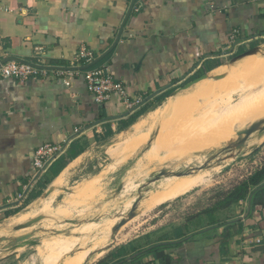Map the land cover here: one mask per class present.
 I'll return each mask as SVG.
<instances>
[{
    "label": "crops",
    "instance_id": "crops-1",
    "mask_svg": "<svg viewBox=\"0 0 264 264\" xmlns=\"http://www.w3.org/2000/svg\"><path fill=\"white\" fill-rule=\"evenodd\" d=\"M130 1L0 0V60L16 55L46 65L74 66L81 46L90 48L96 58L117 39ZM263 45L264 0H137L115 47L95 65H106L124 83L130 100L140 98L143 104L131 108L117 95L97 103L80 70L44 69L26 79L0 77V217L22 205L51 174L49 169L41 176L35 173L33 156L41 144H60L65 152L79 141L84 150L78 156L90 147H102L143 119L122 128L123 121L142 106L167 92L172 95L203 68L212 73L229 55ZM66 80L71 85H65ZM118 144L110 151L116 152ZM77 160L62 170L59 182ZM50 188L52 195L44 199L42 195L28 206L41 201L32 215L53 211L41 219H60L69 212V203L82 204L78 197L88 193L76 189L59 201L56 186ZM251 201L252 194L211 217L203 213L209 205L186 218L176 227L179 237L173 231L162 240L172 243L165 249L167 264H264V202ZM28 208L3 224L24 221ZM129 247L110 250L96 264H163L153 253L141 255L144 251Z\"/></svg>",
    "mask_w": 264,
    "mask_h": 264
},
{
    "label": "rangeland",
    "instance_id": "rangeland-1",
    "mask_svg": "<svg viewBox=\"0 0 264 264\" xmlns=\"http://www.w3.org/2000/svg\"><path fill=\"white\" fill-rule=\"evenodd\" d=\"M260 52L264 55V45ZM232 57L233 55L226 57V63L216 67L208 78L172 95L192 92L207 86L210 91L215 90L213 93L218 97L223 95L222 92L226 89H235L242 77L232 76L230 82L224 84L219 80L215 82L217 73L220 74V71L230 67ZM205 72L207 68L199 71L200 74ZM238 72L240 71H236V74ZM188 81L179 84L174 91ZM213 93H210L212 97ZM211 96L207 100H210ZM257 97L235 89L217 102L218 110L222 112L231 105ZM168 99L169 96L159 101L156 99L149 104L151 110L139 117L147 121L146 138L134 154L124 161L119 162L121 156L114 154V151L111 153L110 149L116 148L118 143L117 151L125 148V144L120 145V142L130 133H133V137L144 134V130L137 132L133 128L138 120L123 133L117 134L108 144L90 147L86 153L78 156V160L65 171L66 175L64 174V178L62 176L61 182L57 179L60 174L55 178L50 173L46 174L42 179L46 184L38 189L39 182L35 188L42 192L39 197L25 200L10 216L2 215L0 238L9 239L30 234V238H37L39 241L35 245L18 247L14 252L3 248L9 244L8 239L0 242V264H96L106 259L110 250L123 245H130V250L144 251L141 255H147L156 243H162V240L172 235L176 227L184 225L186 218H190L205 206L213 205L219 196H223L251 172L264 165V133L255 141L256 132L248 137L241 150H227V141L218 139L206 146L200 154L189 155L187 158L151 157L148 152L152 149L153 138L160 129L154 124ZM205 162H208L206 167L188 175L175 178L162 176L156 183H152V179L162 168L181 171L200 167ZM123 184L122 190L117 193L118 186ZM132 184L142 185L132 187ZM52 185L57 188L55 191L59 201L63 200L65 194L76 189H86L88 193L78 197L84 200L82 204L69 203V212L62 218H42L35 224L16 231L14 226L36 217V214L32 215L33 209L41 201H36L29 208L28 206L45 195ZM149 188L152 192L147 200H143L145 191ZM138 192H141V199L137 204V214L112 234L113 227L128 214L137 200H133V196ZM27 208L24 221L3 224L7 217L18 215ZM11 228L15 232L6 233Z\"/></svg>",
    "mask_w": 264,
    "mask_h": 264
},
{
    "label": "bare ground",
    "instance_id": "bare-ground-1",
    "mask_svg": "<svg viewBox=\"0 0 264 264\" xmlns=\"http://www.w3.org/2000/svg\"><path fill=\"white\" fill-rule=\"evenodd\" d=\"M263 58V54L258 50L256 53L248 55L247 58L232 63L228 69L216 75L218 78L215 77V82L219 80V82L223 84L229 83L232 76L242 77L238 82V87L235 89L237 91L247 92V94L250 95L258 96L251 101H243L231 105L227 107L225 111L219 112L217 102L230 95L235 89H226L222 92L224 94L218 97L213 93L215 90L210 91V88H203L199 92L179 93L178 95L169 96L161 114L157 117L154 124L155 127L159 126L160 129L153 138L151 144L152 149L148 152L149 155L151 157L168 156L171 158H187L192 155H198L206 146L218 139H224L230 144L237 139L238 131L247 128L257 120L263 119L264 93L259 92L264 91V60L259 63H250L244 66L246 62ZM238 70L240 72L236 74ZM211 92L213 93V97L210 95ZM209 96L212 98L207 100ZM146 124L147 121L144 119L137 121L134 124V130L137 132H142L144 130V134L133 137V133L129 132L130 134L121 141L126 147L118 152L114 151V154L116 153V155L119 154V156H121L118 159L119 162L134 154L135 150L141 145L147 135ZM260 137L261 136H259L256 131L254 140L257 141ZM110 152L112 153L113 151ZM164 176L167 178L179 177L172 174ZM158 180L152 181V183H156ZM144 183L145 181L143 184ZM141 185L142 184H132V187H140ZM51 190V193H53L54 189L51 188ZM151 192L152 190L150 188L145 191L146 196L143 200H147ZM49 195H44L43 199L47 198ZM140 196L141 192L133 196V200L137 199L135 201L137 204L141 199ZM68 198L71 199L70 197ZM59 211L60 210H57V212ZM52 213L53 211L48 213H46V210L39 211L41 217L50 216ZM13 232L15 231L11 228L6 233L10 234Z\"/></svg>",
    "mask_w": 264,
    "mask_h": 264
},
{
    "label": "built area",
    "instance_id": "built-area-1",
    "mask_svg": "<svg viewBox=\"0 0 264 264\" xmlns=\"http://www.w3.org/2000/svg\"><path fill=\"white\" fill-rule=\"evenodd\" d=\"M95 58L94 52L86 46H81L76 53L73 65L81 66L91 62ZM39 64H43L38 62ZM44 69L34 67L30 64L21 63L15 60L8 61L0 67L1 78L26 79L37 75ZM87 90L91 93L97 103H103L112 95H117L131 108L134 105H141L144 101L140 98L131 99L128 95L124 83L116 79L106 65H93L87 69L80 70ZM65 85H71L70 80L65 81ZM64 152V147L55 143H44L36 148L33 156V166L35 173L41 176L49 169L51 164ZM257 242L261 239L257 238Z\"/></svg>",
    "mask_w": 264,
    "mask_h": 264
},
{
    "label": "water",
    "instance_id": "water-1",
    "mask_svg": "<svg viewBox=\"0 0 264 264\" xmlns=\"http://www.w3.org/2000/svg\"><path fill=\"white\" fill-rule=\"evenodd\" d=\"M137 0H131L129 7L126 11V14L124 16V19L122 21V24L120 26L118 35H117V39L115 40V42L112 44V46H110L107 50H105L101 55L97 56L95 59H93L91 62L81 65V66H59V65H46V64H39L36 62H32L29 61L27 59L21 58L19 56L16 55H9V56H5L0 60V67L2 64L11 61V60H15L21 63H26V64H30L34 67L40 68V69H59V70H84L87 69L97 63H99L101 60H103L108 53H110L112 51V49L115 47L116 43L118 42V40L120 39L121 35H122V31L127 23V20L130 17V14L132 12V9L134 8V5L136 3ZM258 50H260L259 46H255L253 48H250L249 50H246L238 55H236L235 57H233L230 62H235L237 60H239L240 58H243L245 56L251 55L256 53ZM210 76V73H204L199 75L198 77L188 81L187 83H185L183 86L177 88L175 91L172 92V94H176L179 91L183 90V89H187L189 87H191L193 84H195L196 82L208 78ZM213 77V76H212ZM218 78V77H216ZM258 132L259 136H262L264 133V118L257 120L255 122H253L252 124H250L247 128L240 130L237 132L238 138L231 142L228 146L225 147V149L227 150H241L244 145L246 140L248 139V137L254 133V132ZM208 164V162H205L204 164H202V166L200 167H196V168H186L184 170L181 171H175L172 172L171 170H168L166 168H162L160 169L157 174L154 176V178L152 179V181H156L158 179H160L162 176L164 175H176V176H183V175H188L190 173H192V171L198 170L199 168L202 169L204 167H206ZM38 176V175H37ZM124 184L123 185H119L117 188V193L119 191L122 190ZM30 187V186H29ZM29 189V188H28ZM67 190V189H66ZM52 192L51 188L49 187L46 192L45 195H49ZM27 193V192H26ZM136 206H137V202H135V204L131 207L130 211L128 212V214H126V216L124 218H122L114 227L112 230V234H114L116 231H118L128 220H130L131 218H133L136 215ZM41 219L40 216L29 220L28 222L18 225L16 226L14 229L15 230H19V229H23L26 227H29L33 224H35L36 222H38ZM31 235L30 234H25V235H20L17 237H13V238H7V237H1L0 238V242L4 241V240H9V244H7L6 246H3V248L7 251H11L14 252L18 247H22L25 245H35L38 243V239L37 238H30Z\"/></svg>",
    "mask_w": 264,
    "mask_h": 264
},
{
    "label": "trees",
    "instance_id": "trees-1",
    "mask_svg": "<svg viewBox=\"0 0 264 264\" xmlns=\"http://www.w3.org/2000/svg\"><path fill=\"white\" fill-rule=\"evenodd\" d=\"M168 95L169 92L159 96L158 101L164 99ZM150 108L151 107L149 105H144L140 109L136 110L133 114L130 115L129 118L123 121L122 128L134 123L143 113L149 111ZM83 150L84 149L81 148L79 141L72 142L69 145L68 149L59 158H57L49 167V171L51 172L52 176H58L62 172V170L67 166V164L70 161L74 160L76 157H78V155H80ZM263 182L264 165L252 172L247 178L239 182L231 190L227 191L223 196H219V199L213 205L206 208L203 213H209V216L211 217L213 212L219 209H230L232 206L238 204L241 200L246 199L250 194H252L251 202L253 205L262 204L264 202V186H261L259 188L258 186H260ZM45 184V182L43 183V181H41L39 186H44ZM41 193V191L33 189L28 194L26 200L30 197L35 199L39 197ZM6 213L10 215L11 213H13V210H9ZM174 232L175 235L179 237L181 230L179 228H176ZM171 245L172 243L167 242L158 243L157 245L151 248L148 254L153 253L156 259H159L163 264H167L169 261V255L165 253V249L169 248V246Z\"/></svg>",
    "mask_w": 264,
    "mask_h": 264
},
{
    "label": "flooded vegetation",
    "instance_id": "flooded-vegetation-1",
    "mask_svg": "<svg viewBox=\"0 0 264 264\" xmlns=\"http://www.w3.org/2000/svg\"><path fill=\"white\" fill-rule=\"evenodd\" d=\"M237 54H239V53H237Z\"/></svg>",
    "mask_w": 264,
    "mask_h": 264
}]
</instances>
